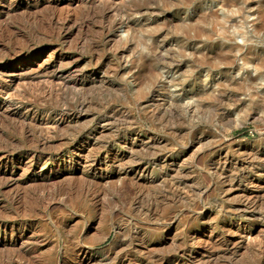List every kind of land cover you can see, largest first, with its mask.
Returning a JSON list of instances; mask_svg holds the SVG:
<instances>
[{
  "label": "rangeland",
  "instance_id": "1",
  "mask_svg": "<svg viewBox=\"0 0 264 264\" xmlns=\"http://www.w3.org/2000/svg\"><path fill=\"white\" fill-rule=\"evenodd\" d=\"M0 264H264V0H0Z\"/></svg>",
  "mask_w": 264,
  "mask_h": 264
},
{
  "label": "bare ground",
  "instance_id": "2",
  "mask_svg": "<svg viewBox=\"0 0 264 264\" xmlns=\"http://www.w3.org/2000/svg\"><path fill=\"white\" fill-rule=\"evenodd\" d=\"M2 5V4H1ZM7 39V38H6ZM12 70V69H11ZM20 73V72H19ZM28 74V73H27ZM30 75V74H29ZM49 81V80H48ZM30 84V83H29ZM37 85V84H36ZM30 86V85H29ZM54 87V86H53ZM7 94V93H6ZM41 94V93H40ZM14 96V95H13ZM19 123V122H18ZM241 125V124H240ZM50 126V125H49ZM46 129V128H45ZM20 131V130H19ZM50 176V175H49ZM65 185V184H64ZM117 190V189H116ZM130 192V191H129ZM115 193V192H114ZM59 196V195H58ZM64 196V195H63ZM98 241V240H97ZM90 247V246H89Z\"/></svg>",
  "mask_w": 264,
  "mask_h": 264
},
{
  "label": "trees",
  "instance_id": "3",
  "mask_svg": "<svg viewBox=\"0 0 264 264\" xmlns=\"http://www.w3.org/2000/svg\"><path fill=\"white\" fill-rule=\"evenodd\" d=\"M242 132H245V131H242Z\"/></svg>",
  "mask_w": 264,
  "mask_h": 264
}]
</instances>
